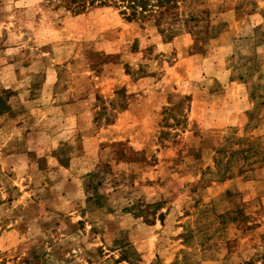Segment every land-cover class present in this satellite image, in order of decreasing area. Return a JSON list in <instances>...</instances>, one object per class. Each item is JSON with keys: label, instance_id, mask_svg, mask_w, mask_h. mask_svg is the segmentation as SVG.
Masks as SVG:
<instances>
[{"label": "rangeland", "instance_id": "374dc122", "mask_svg": "<svg viewBox=\"0 0 264 264\" xmlns=\"http://www.w3.org/2000/svg\"><path fill=\"white\" fill-rule=\"evenodd\" d=\"M125 17L0 0V264H264V0Z\"/></svg>", "mask_w": 264, "mask_h": 264}, {"label": "trees", "instance_id": "16d2710c", "mask_svg": "<svg viewBox=\"0 0 264 264\" xmlns=\"http://www.w3.org/2000/svg\"><path fill=\"white\" fill-rule=\"evenodd\" d=\"M68 10L81 13L89 7L113 6L126 15L128 21L137 19L155 23L159 27L160 19L176 7V0H62ZM161 30V29H160ZM7 108L3 97L0 96V114ZM8 109V108H7ZM244 153H247L245 151Z\"/></svg>", "mask_w": 264, "mask_h": 264}, {"label": "crops", "instance_id": "0c3cea01", "mask_svg": "<svg viewBox=\"0 0 264 264\" xmlns=\"http://www.w3.org/2000/svg\"><path fill=\"white\" fill-rule=\"evenodd\" d=\"M251 154H253V151H252ZM261 161H262V163H264V155H262ZM246 168H248V167H246ZM242 194L243 193H240V191H233V192H231L230 190L225 189L224 192H223V194L221 195V198L220 199L225 198L229 202H233L234 204L232 206L234 207L236 204H242L244 202H247L246 201V198H244L242 196Z\"/></svg>", "mask_w": 264, "mask_h": 264}]
</instances>
